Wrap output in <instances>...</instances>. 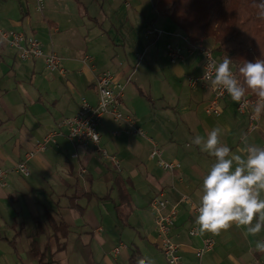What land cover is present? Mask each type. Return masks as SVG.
<instances>
[{"label":"crops","instance_id":"crops-1","mask_svg":"<svg viewBox=\"0 0 264 264\" xmlns=\"http://www.w3.org/2000/svg\"><path fill=\"white\" fill-rule=\"evenodd\" d=\"M104 1L98 6L100 0H44L40 11L37 0H0V29L37 37L46 52L63 59L67 71L51 74L42 60H21L0 37V168L18 164L38 141L60 131V121L74 115L82 99L96 105V80L106 71L126 83L123 111L157 141L165 160L180 168L173 173L159 168L149 159L150 143L141 137L113 135L120 126L111 115L99 125L101 146L120 160L121 171L91 146L74 145L62 130L46 151L29 160L28 177L10 174L6 186L0 184V264H167L150 208L159 195L168 201V210L177 208L172 236L182 245L184 264H264V253L255 248L264 240V229L255 237L235 224L220 235L205 233L201 237L213 235L216 246L202 260L195 257L201 237L188 234L203 177L215 163L192 139L206 138L219 127L221 143L243 156V136L264 147V111L260 128L250 134L248 115L239 114L229 97L221 102L219 116L208 114L211 88H191L188 78L203 72L198 46L213 48L222 62L225 55L215 39L190 49L175 36L179 27L159 15L150 0H122L132 10L126 18L116 15L119 0H111V7ZM153 25L164 34L145 40L144 31ZM175 42L185 53L177 65L167 57L168 45ZM139 49L145 53L141 63ZM86 57L92 59L85 62ZM230 67L235 72L237 63ZM150 76L160 91L158 98L147 96L160 102L151 107L137 99L144 91L136 84ZM74 153L78 158H72Z\"/></svg>","mask_w":264,"mask_h":264},{"label":"built area","instance_id":"built-area-1","mask_svg":"<svg viewBox=\"0 0 264 264\" xmlns=\"http://www.w3.org/2000/svg\"><path fill=\"white\" fill-rule=\"evenodd\" d=\"M43 6L44 0H37L38 10L41 11ZM179 32L180 35L183 34L182 31ZM163 34L164 31L153 25L144 31V39L149 40L152 36L160 38ZM175 36L177 37L179 34H175ZM0 37L7 41L10 48L18 52V56L21 60H42L46 70L51 74L57 73L64 75L67 72L63 65V59L54 52H46L42 42L37 37L27 36L22 32H8L2 29H0ZM181 38H183V42H185L190 49L196 48L193 44L189 43L185 34ZM198 49L203 59V72L199 76L189 77L188 85L191 88H197L199 86L211 88L213 98L209 101L206 112L210 115L219 116L221 114V102L228 97L231 99L226 90L221 87H214L211 84V78H213L215 74L213 65H218L220 61L216 57L213 48L201 45L198 46ZM144 56V52L136 53L137 62L141 63L144 60ZM167 57L169 62L173 65L184 62L185 53L182 44L180 42H175L168 45ZM91 59V57H86L85 62ZM233 73L239 79L236 73ZM241 83L243 82L241 81ZM125 87L126 83L118 81L116 76L110 71L103 72L99 75L96 80V89L98 93L97 104L92 105L86 99H82L77 112L60 121V131H52L42 140L38 141L34 151L30 152L27 158L20 161L18 164L7 169L0 168V184L6 186V178L10 174L28 177L31 173L29 160L34 158L37 153L46 151L48 146L55 141V137L62 134V130H66L67 138L74 145L83 147L91 146L98 157L108 159L119 171H121L120 160L115 155L108 153L101 146L99 125L105 115H111L113 120L120 126V130L115 131L113 135H118L122 132L131 137H141L147 140L152 147L149 153V159L154 161L156 165L164 171L171 173L176 172L180 168V164L165 160L163 149L158 145L157 141L152 136L148 135L142 127L137 125V120L132 114L123 111L121 100L124 96ZM258 101L259 98H254L251 94H245L239 102L233 101L239 114L248 115V134L258 130L262 123V115H256L255 110L251 111V108H255ZM72 158H78V153H74ZM80 172L84 174L86 170L81 169ZM198 207L199 205L193 207L195 216H198ZM150 208L155 216L159 248L167 264H184L181 257L182 245L175 242L172 236L177 219V208L172 207L168 210V201L163 195L156 196L151 201ZM197 229L198 226L194 224L189 228L188 234L191 237H201ZM215 246L216 239L213 235L201 237V245L195 250V257L198 260H202L208 253H211L215 249ZM122 248L123 245L116 247L114 249V254H119Z\"/></svg>","mask_w":264,"mask_h":264},{"label":"clouds","instance_id":"clouds-1","mask_svg":"<svg viewBox=\"0 0 264 264\" xmlns=\"http://www.w3.org/2000/svg\"><path fill=\"white\" fill-rule=\"evenodd\" d=\"M259 6L264 9V0ZM231 64L232 59L225 56L221 63L213 65L215 74L211 84L226 90L235 102L245 96L246 88L252 90L259 98L255 113L261 114L264 111V60L246 61L239 67L243 83L233 73ZM220 132L221 129L216 127L206 138L196 136L191 141V144L202 145V151L215 158V163L203 177L202 196L194 223L200 235H220L221 231L235 224L246 228V236L255 237L264 229V198H261L264 192V147L249 144L247 136H243L244 155L232 153L221 143ZM255 248L264 253V241H256Z\"/></svg>","mask_w":264,"mask_h":264},{"label":"trees","instance_id":"trees-1","mask_svg":"<svg viewBox=\"0 0 264 264\" xmlns=\"http://www.w3.org/2000/svg\"><path fill=\"white\" fill-rule=\"evenodd\" d=\"M261 2L157 0L154 7L159 15L168 17L179 27L190 44L214 38L223 54L237 63L235 73L243 82L239 67L246 61L264 60V9L259 6ZM245 94L257 98L250 89L246 88Z\"/></svg>","mask_w":264,"mask_h":264},{"label":"rangeland","instance_id":"rangeland-1","mask_svg":"<svg viewBox=\"0 0 264 264\" xmlns=\"http://www.w3.org/2000/svg\"><path fill=\"white\" fill-rule=\"evenodd\" d=\"M83 1H87V0H83ZM122 0H119L118 1V3L119 4H122V2H121ZM111 0H106V1H104V4H105V6L106 7H111ZM150 3H151V5L152 6H154V5H156V3H157V0H150ZM100 4H103V0H100V3L98 4H96V5H100ZM90 11H91V15L92 16H97V13L95 12V11H93V9L92 8H90ZM130 11H132V10H130L129 8H127L125 5H123L122 4V7H120V9L118 10V14H116V15H119V16H123V17H125L126 18V16L127 15H129V13H130ZM148 28V27H147ZM98 30V29H97ZM175 34H179V36H177V40H182L183 41V38H181V37H183V35H184V33L183 34H181L180 35V32L178 31V32H176ZM157 42V41H156ZM203 42V41H202ZM152 44H155V42L154 43H152ZM209 47V46H208ZM138 51H141V52H144V49H139ZM134 78H136V76H134ZM134 78H133V81L134 82H136L135 80H134ZM155 78H152L151 76L150 77H147V80H144L142 83L140 82H136V84L139 86V88H141V90H143L144 92H139V96H140V98L138 97L137 99H140V100H142L143 102L145 101L146 102V104H149L150 105V107L151 106H154V104H159L160 102L159 101H157V99H155V100H152L150 97H147L148 95H153L154 96V98H155V96L158 98V95L160 94V91H159V88L158 87H156L155 85H153V80H154ZM133 82V83H134ZM133 83H131V85L134 87V84ZM145 99V100H144ZM149 99V100H148ZM153 104V105H152ZM142 105V102L141 103H139L138 104V106L140 107ZM264 241V240H263Z\"/></svg>","mask_w":264,"mask_h":264}]
</instances>
